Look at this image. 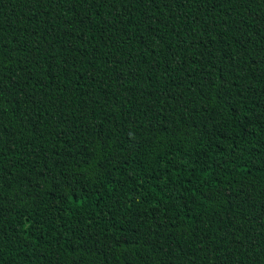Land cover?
Instances as JSON below:
<instances>
[{
    "label": "trees",
    "instance_id": "1",
    "mask_svg": "<svg viewBox=\"0 0 264 264\" xmlns=\"http://www.w3.org/2000/svg\"><path fill=\"white\" fill-rule=\"evenodd\" d=\"M0 264H264V0H0Z\"/></svg>",
    "mask_w": 264,
    "mask_h": 264
}]
</instances>
